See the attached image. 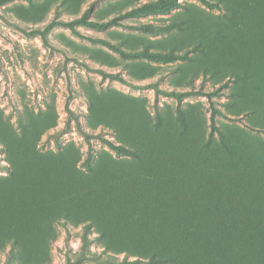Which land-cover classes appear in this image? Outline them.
Segmentation results:
<instances>
[{"label": "trees", "instance_id": "trees-1", "mask_svg": "<svg viewBox=\"0 0 264 264\" xmlns=\"http://www.w3.org/2000/svg\"><path fill=\"white\" fill-rule=\"evenodd\" d=\"M13 0H0V4ZM214 16L187 5L169 23H137L136 34L121 41L81 34L79 25L99 32L123 27V20L168 15L180 0L134 4L110 20H91V8L72 21L54 18L34 29L45 45L55 27L114 51L131 79L149 80L176 62L173 82L186 90L157 95L182 103L208 98L210 122L198 104L156 106L115 91L90 96L92 130L109 151L90 148L91 137L78 127L89 150L74 142L42 151L41 138L57 126L50 116L21 113L17 126L0 116V145L7 175L0 176V254L5 264H49L58 225L68 233L82 227L80 252L67 264H264V0H197ZM164 22V20H161ZM149 37H156L151 40ZM104 63V62H103ZM107 64V63H104ZM135 89L122 75L95 70ZM220 84L212 92L195 87L200 76ZM230 88L226 110L212 101ZM244 117L247 129L218 123L217 117ZM102 244L101 259L91 252ZM124 255L119 261L118 256Z\"/></svg>", "mask_w": 264, "mask_h": 264}, {"label": "rangeland", "instance_id": "rangeland-1", "mask_svg": "<svg viewBox=\"0 0 264 264\" xmlns=\"http://www.w3.org/2000/svg\"><path fill=\"white\" fill-rule=\"evenodd\" d=\"M154 0H13L0 4V116L17 126V119L25 110L36 115L50 116L57 126L48 131L40 140L42 151L56 150L55 136L70 123V131L60 137L62 144L74 142L86 157L89 145L78 127L85 133L92 135L91 145L94 151L106 150L114 154L100 138L114 140L113 134L106 129L92 130L89 126L92 104L90 96L115 91L127 97L146 99L147 109L153 115L156 106L161 110L170 106L172 110L179 105L198 104L203 117L210 122V105L208 98L194 96L186 98L182 103L175 99L157 95L151 85L158 84L166 91L186 90L185 86H177L173 79L174 69L183 62L168 65H156L161 71L149 80L136 81L128 75L125 63L117 53L100 44L92 43L77 37L69 29L55 27L48 34L49 45H45L37 34H29L34 29L43 30L54 18L72 21L81 17L91 8V20L107 21L128 10L134 4H143ZM181 9L173 10L168 15H151L141 19L128 18L123 20V27H112L107 32H99L79 25L78 31L86 36H93L120 42L117 34H136L128 27L137 23H169L171 18L183 12L187 5L196 10H204L214 16L221 15L218 10H208L197 0H180ZM164 20V22H161ZM151 40L156 37H149ZM107 64H104V63ZM120 74L127 81L143 88L135 89L120 82L103 78L95 70ZM204 85L205 91L212 92L220 84L205 81L201 75L195 81V87ZM213 98V105L226 110V103L230 101V88L221 91ZM218 123L236 124L246 128L244 117L232 121L225 117H217ZM247 129V128H246ZM6 154L0 145V176L7 175L1 166L7 165ZM59 236L51 245V263L67 264V257L75 258L80 252L82 227H70L68 233L60 225L57 227ZM94 239L91 252L101 259H107L103 254V246ZM8 249L0 254V264H5ZM124 255L117 257L119 261Z\"/></svg>", "mask_w": 264, "mask_h": 264}]
</instances>
